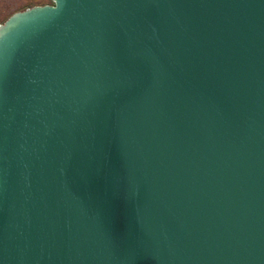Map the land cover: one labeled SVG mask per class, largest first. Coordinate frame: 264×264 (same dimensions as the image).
<instances>
[{"label": "water", "instance_id": "water-1", "mask_svg": "<svg viewBox=\"0 0 264 264\" xmlns=\"http://www.w3.org/2000/svg\"><path fill=\"white\" fill-rule=\"evenodd\" d=\"M0 23V264H264V0H50Z\"/></svg>", "mask_w": 264, "mask_h": 264}, {"label": "rangeland", "instance_id": "rangeland-1", "mask_svg": "<svg viewBox=\"0 0 264 264\" xmlns=\"http://www.w3.org/2000/svg\"><path fill=\"white\" fill-rule=\"evenodd\" d=\"M50 0H0V23L11 13L35 4L50 3Z\"/></svg>", "mask_w": 264, "mask_h": 264}]
</instances>
